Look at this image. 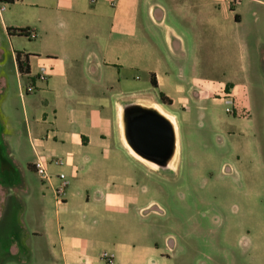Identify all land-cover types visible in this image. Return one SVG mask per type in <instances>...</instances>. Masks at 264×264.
Here are the masks:
<instances>
[{"label":"crops","instance_id":"crops-1","mask_svg":"<svg viewBox=\"0 0 264 264\" xmlns=\"http://www.w3.org/2000/svg\"><path fill=\"white\" fill-rule=\"evenodd\" d=\"M262 8L264 0H17L0 8L10 42L0 47V68L17 80L24 126L22 135L5 112L3 77L0 264L30 256L34 264H105L102 252L113 255V264H171V220L140 184V176L160 169L135 157L122 132L123 106L140 98L163 108L177 156L183 126L231 96V118L216 121V139L234 160L221 169L240 172L239 153H260L255 167L264 176V122L250 115L254 94L264 102ZM16 54L26 62L24 74ZM41 68L45 81L38 79ZM159 94L171 103H160ZM24 138L28 148L20 152ZM37 156L47 163L45 182L33 169ZM53 157L62 165L49 163ZM28 171L37 183L27 181ZM58 173L68 181L62 203L54 194Z\"/></svg>","mask_w":264,"mask_h":264},{"label":"rangeland","instance_id":"rangeland-1","mask_svg":"<svg viewBox=\"0 0 264 264\" xmlns=\"http://www.w3.org/2000/svg\"><path fill=\"white\" fill-rule=\"evenodd\" d=\"M0 47H10L1 23ZM236 64L243 66L244 61L238 58ZM6 70L0 68V80L3 77L7 80L6 91L10 96L5 112L15 130L23 135L18 83L8 67ZM254 95L251 119L254 123L264 122V102L259 104ZM138 102L153 105L146 97ZM158 107L164 112L161 106ZM205 114L202 119L183 126L181 152L175 156L174 170H155V173L140 176L146 195L171 220L165 224L174 241L171 264H264V227H258V220L264 215V176L255 167L256 154L259 156L260 153L251 156L239 153L243 158V170L240 168V172L230 174L224 167L233 162L234 154L228 153L230 147L228 150L226 146L217 147L220 127L216 121L221 122L231 115L224 111L223 102L213 103ZM235 135L240 136V133L235 131ZM17 138L14 140L18 142ZM25 147L28 148L24 138L17 149L22 152ZM28 173L27 181L37 183L33 172ZM249 198L257 201V205H247ZM29 258L24 263L5 262L34 264L32 256Z\"/></svg>","mask_w":264,"mask_h":264},{"label":"water","instance_id":"water-1","mask_svg":"<svg viewBox=\"0 0 264 264\" xmlns=\"http://www.w3.org/2000/svg\"><path fill=\"white\" fill-rule=\"evenodd\" d=\"M122 132L134 154L160 170L175 157L176 139L171 121L152 105L129 102L122 108Z\"/></svg>","mask_w":264,"mask_h":264},{"label":"built area","instance_id":"built-area-1","mask_svg":"<svg viewBox=\"0 0 264 264\" xmlns=\"http://www.w3.org/2000/svg\"><path fill=\"white\" fill-rule=\"evenodd\" d=\"M238 1L239 0H230V3H236ZM3 7L4 6H1L0 8L2 9ZM26 34L31 38L34 37V33H32L31 31H27ZM47 76H48V73H47L46 69L41 68L40 73L38 75V79L41 81H45L47 79ZM34 89L35 88L31 84H28L25 87V93H31V92H33ZM223 103L225 106V112L228 114H232V112H233L232 97L231 96H225L223 98ZM48 162L53 164L54 166H61L63 163V159L58 158V157H53ZM46 165H47V163L45 161H43L38 156L36 157L35 161L33 162L34 172L38 176L40 181H43V182L50 179V175L46 170ZM56 178L59 180V183L57 184V186L54 189V194H55L56 201L59 203H62L64 194H65V191H66V188L68 185V181H67V179L63 173H58L56 175ZM100 259L102 261H104L105 264H113L114 263L113 255L111 253H108V252H102L100 254ZM82 264H87V263H82Z\"/></svg>","mask_w":264,"mask_h":264},{"label":"trees","instance_id":"trees-1","mask_svg":"<svg viewBox=\"0 0 264 264\" xmlns=\"http://www.w3.org/2000/svg\"><path fill=\"white\" fill-rule=\"evenodd\" d=\"M15 1H17V0H0V7L1 6H4V7L9 6V5L13 4ZM7 32L9 34L26 35L27 30H24V29H7ZM16 63H17L18 70L21 74H24L27 72L26 62H25V60H21L19 58L18 54H16ZM159 102L164 104V105H169L171 103V101L162 94H159Z\"/></svg>","mask_w":264,"mask_h":264},{"label":"bare ground","instance_id":"bare-ground-1","mask_svg":"<svg viewBox=\"0 0 264 264\" xmlns=\"http://www.w3.org/2000/svg\"><path fill=\"white\" fill-rule=\"evenodd\" d=\"M153 107H155L157 110H159L160 112H162L161 111V109L157 106V105H152ZM163 113V112H162ZM135 157H137L138 159H141L140 157H138L136 154H134V153H132ZM142 160V159H141ZM174 160H175V157L173 158V160H172V162L170 163V167H171V169H173V162H174ZM144 161V160H143ZM147 163V162H146ZM149 164V163H148ZM149 165H151V166H153V167H156L155 165H153V164H149ZM174 170V169H173Z\"/></svg>","mask_w":264,"mask_h":264}]
</instances>
